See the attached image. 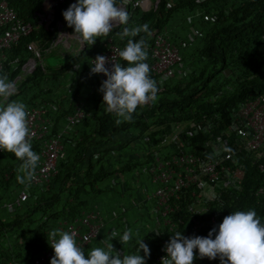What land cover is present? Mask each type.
Wrapping results in <instances>:
<instances>
[{
	"label": "trees",
	"instance_id": "16d2710c",
	"mask_svg": "<svg viewBox=\"0 0 264 264\" xmlns=\"http://www.w3.org/2000/svg\"><path fill=\"white\" fill-rule=\"evenodd\" d=\"M1 1L15 11L22 23L31 27L28 35L2 52L1 74H6L15 85V94L9 99L23 103L26 109L46 107L51 121L47 137L60 133L63 148L55 172L47 183L42 184L19 183L16 177L23 174L21 161L11 152L0 151V264H31L40 252L52 249L49 237L53 231L62 232L60 227L64 223L70 224L91 211H98L109 227L114 222L111 229H122V223L129 229L127 218L132 209L134 217H142L138 205L127 202L126 212L115 221L111 219V213L118 212V208L107 210L104 206V210L96 206L116 185L129 192L128 199L133 198L134 194L122 176H133L151 162L157 138L168 132L170 124L191 119L193 115L196 119L206 117L211 120L213 127L209 135L199 133L189 140L187 149L195 151L194 144H201L206 138L214 139L221 133L241 104L257 94H264V0H161L156 10L146 12L129 7L127 25L113 27L107 37H97L94 44L84 46L75 57L69 56L62 66L44 62L56 52L52 46L59 36V25L72 33L62 12L75 0L58 1L53 6V19L47 27L38 25L47 0ZM167 3L171 8H167ZM197 12L214 13L217 20L206 23L195 17ZM144 23L148 24L150 34L140 32L135 37L123 39L117 34L125 26L131 28ZM5 29L6 26H0V35ZM194 30L200 35L194 34ZM155 31L175 45L179 42L188 45L181 52L182 62L169 79H159L149 71L148 75L159 85L155 100L149 107L138 106L130 120L120 118L117 123L118 118L113 113L104 111L102 93L98 91L101 81L90 74L91 59L106 49L109 39L111 44L122 49L129 38L133 41L143 38L148 49L153 44ZM30 44L38 49L42 64L28 49ZM146 51V63L151 64L150 52ZM30 60L35 61V69L27 75L25 65ZM118 63L126 65L127 62L119 58ZM75 64L80 67L77 69ZM73 68L77 78L71 79L70 92L65 90L66 74ZM77 107L81 108L83 117L64 132L65 117L72 115ZM160 125L165 129L151 131L147 135L151 141L143 143L144 133L150 127ZM30 144L38 154V142ZM146 151L150 152L148 160L143 156ZM236 159L244 174L240 190L223 188L220 183L212 200L205 198V202H197V205L206 209V215H214L220 222L231 212L253 209L263 223L264 200L256 192L264 186V175L257 166V163H264V157L254 163L252 154L240 153ZM36 170L37 167L34 172ZM108 178L111 179L109 186L100 187L99 183ZM23 189L27 191V198L17 203ZM191 199L183 202V211L174 216L180 219L182 229L192 225ZM136 218H131L132 224ZM152 222L154 231L155 220ZM210 229L208 226L201 228L199 236H207ZM170 236L164 228L155 238L150 235L132 238L121 245L119 251L121 255L122 251L125 255L135 252L136 241L142 239L150 249V257L157 251L160 240H168ZM96 239L85 248L90 249ZM99 242L103 245L101 240ZM140 254L143 255V250ZM146 263H149L148 258ZM195 264H219V260L196 257Z\"/></svg>",
	"mask_w": 264,
	"mask_h": 264
},
{
	"label": "built area",
	"instance_id": "2783aa9c",
	"mask_svg": "<svg viewBox=\"0 0 264 264\" xmlns=\"http://www.w3.org/2000/svg\"><path fill=\"white\" fill-rule=\"evenodd\" d=\"M58 1L61 2L62 0L46 1V3L50 2V9L49 11L44 9V14L40 16L38 21L39 26L47 27L52 21L53 6ZM159 1L129 0V6L132 8L140 7L143 11H149L155 10ZM167 8H171L170 3H167ZM195 17L201 18L206 23H214L217 20V15L214 13L197 12ZM0 26H6L0 35L1 74L3 50L8 49L21 37L28 35L31 32V27L22 23L17 18L15 11L5 1L0 2ZM194 34L200 35L197 30H194ZM186 47L185 42L174 45L161 34L154 33L153 44L147 49L153 59V63H147L153 76L159 79L172 78L177 71V66H180L182 61L180 52ZM28 49L42 64L41 55L35 45L30 44ZM119 50L117 46L109 43L107 48L97 55L105 56L107 60L105 67L110 69L112 63H118ZM30 62L31 60L27 64ZM31 66L28 73L32 72ZM94 76L99 81L106 79L103 74H94ZM157 86H159L158 83ZM143 106L149 107L150 102L143 104ZM26 111L29 128V135L26 139L29 142H38L40 158L37 163V170L33 173L30 182L33 184L47 183L55 172L57 159L62 156L61 136L58 133L51 138L47 137L50 133L51 123L46 117L44 108H31L26 109ZM82 117L83 112L80 108H76L72 115L66 117L63 131L66 132L71 129ZM194 117L193 115L191 119L172 123L168 132L157 138L156 150L151 152V162H148L140 172L147 176L146 183L138 182L139 172H135L133 175L137 182L134 183L135 187H131L134 196L128 199V202L129 205L140 207L139 214L142 217L155 220L154 231L150 233L151 238L157 237V232L164 230V228H167V232L170 234L180 231L184 236L190 237L199 236L200 229L205 226L213 228L218 225L220 221L217 217L206 215V209L200 204L197 205V202H205V198L212 200L215 197L214 190L220 183H222L223 188H238L240 190L244 174L239 161L236 159L238 154H252L254 163L259 162L264 157V94H257L254 98L241 104L232 114L229 124L222 129L217 137L214 139H211L212 137L206 138L201 144H194L195 151H191L187 149L189 140L196 138L199 133L209 135L213 127L210 119L206 117L196 119ZM147 135V133L143 135V143L144 141H151ZM149 154V151L143 153L144 160H148L147 155ZM257 166L261 174L264 175V163H257ZM149 185L154 186L153 191L148 192L147 187ZM122 188V191L126 190L124 187ZM256 195L264 200V186L257 189ZM26 198L27 191L23 189L16 202H24ZM189 198H192L190 202L192 225L189 229H182L179 224L180 219H176L174 216L183 211L181 205ZM118 209V212L113 211L111 213V219L121 217L126 212L127 205H120ZM194 215L198 217L194 218ZM104 226V218L100 216L99 212L91 211L70 224L64 223L60 230L73 233L77 246L84 249L98 237ZM121 227L122 229L119 230L110 228L111 230L108 231V234L116 233L117 240L114 239L116 242H118L123 231L128 229L127 224L122 223ZM162 234L164 235V231ZM167 241L166 238L160 240L157 251L152 256L147 257L149 263L146 264H161V258L165 255L163 247ZM52 256V249L44 250L31 264H49ZM195 258L193 264H195Z\"/></svg>",
	"mask_w": 264,
	"mask_h": 264
},
{
	"label": "clouds",
	"instance_id": "9594fccd",
	"mask_svg": "<svg viewBox=\"0 0 264 264\" xmlns=\"http://www.w3.org/2000/svg\"><path fill=\"white\" fill-rule=\"evenodd\" d=\"M121 3L122 0L119 3L117 0H75L62 12L72 33L59 34L57 44L63 42L69 48L67 52L75 57L81 53L82 47L94 44L97 37H107L114 25H127L130 3L127 10ZM140 32L150 34L147 23L131 28L125 26L117 34L123 39L135 37ZM154 33L159 34L157 31ZM69 40L72 41L71 44L68 43ZM109 43L111 44L110 39L108 45ZM146 50L143 38L135 41L129 38L118 52L120 59L127 62L126 65L114 62L109 69L105 67L107 60L103 55L92 58V63L89 64L90 74H103L106 77L101 81L98 91L102 93L104 111L113 113L118 118L117 123L120 118L130 120L138 106L145 107L143 104L147 102L151 105V101L156 98L158 86L148 75L150 68L146 63ZM31 62L35 69V61ZM75 66L78 69L80 64ZM31 73L26 72L27 75ZM14 94V82L6 74H0V151L11 152L21 161L20 170L23 174L16 179L24 184L33 178L40 158L26 139L29 128L25 105L9 99ZM37 108H44L48 118L45 107ZM154 130L157 129L150 127L144 134ZM132 238L131 230L125 229L118 242L123 245ZM49 239L51 242L48 243L53 250L49 264H146L150 254L148 245L139 239L136 241L135 252L121 256L112 244V240L116 239L115 232L109 234V239L102 247H93L87 253L77 246L71 232L53 231ZM141 250L143 255L140 254ZM163 251L165 255L161 258V264H193L194 257L218 259L219 264H264V223L253 209L231 212L210 229L205 237H186L180 231L171 234Z\"/></svg>",
	"mask_w": 264,
	"mask_h": 264
},
{
	"label": "rangeland",
	"instance_id": "374dc122",
	"mask_svg": "<svg viewBox=\"0 0 264 264\" xmlns=\"http://www.w3.org/2000/svg\"><path fill=\"white\" fill-rule=\"evenodd\" d=\"M49 9H50V2H47V3H45V11H49ZM49 58H46L45 61L47 62L49 60ZM46 62H44V63H46ZM122 178H123V181L126 184V186H128V189L130 191H132L131 187H135L134 183L137 182L135 177L132 176V174H128V175L124 174V176H122ZM110 181H111V179L108 178L107 180L99 183V186L100 187H105L106 185L109 186V184L111 183ZM138 182L145 183L146 182V175L143 173H140V176L138 178ZM140 189H142V188H140ZM147 190H148V192L153 191L154 186L149 185L147 187ZM128 194H129L128 191H122L121 187L119 185H116V186H114V188L112 190H108L107 193H105L103 195V198H101L102 200L97 204L96 207H98L99 209H100V207L103 209L106 207L107 210H110V209L115 210L120 205H127ZM101 205H103V206H101ZM134 215H135V211L132 209L128 215V218H127L129 223H130L129 229L132 232V237L134 238V240L137 237H146V236L150 235V233L152 232V228H153V222L151 220L148 221L143 217L136 218V217H134ZM131 218H133V219L136 218L137 220L132 224ZM133 219H132V222H133ZM113 221H115V220H113ZM113 223H111L112 225L110 227H109L108 223L105 225V227L100 231V233L96 239L97 241H95L96 244H94L91 248L97 247V246L102 247L104 245V242L109 239L107 229L109 231L110 228H112L114 226ZM99 240H101L103 242V245L99 242ZM112 243H113V240H112ZM90 249L84 248L82 250H84L85 253H87V251H89ZM124 254H125L124 251H122V256Z\"/></svg>",
	"mask_w": 264,
	"mask_h": 264
},
{
	"label": "crops",
	"instance_id": "0c3cea01",
	"mask_svg": "<svg viewBox=\"0 0 264 264\" xmlns=\"http://www.w3.org/2000/svg\"><path fill=\"white\" fill-rule=\"evenodd\" d=\"M156 10V9H155ZM59 30H60V33L59 34H64V35H69V34H71V32L69 31V30H67V29H63L62 27L60 28L59 27ZM198 31V30H197ZM160 34V33H159ZM162 35V34H161ZM163 36V35H162ZM58 43V38L55 40V42H54V44H53V46H52V48H53V50H56V52L54 53V56L52 55V57H50L49 58V60L46 62V64H50V65H56V66H62V65H64V64H66L65 62L67 61V59H68V57L69 56H71V57H73L70 53H68L67 51H69V48L68 47H65V45H64V43L62 42V43H60V44H57ZM68 43L69 44H71L72 43V41L71 40H69L68 41ZM171 43V42H170ZM173 44V43H172ZM179 44H180V42H179ZM175 45V44H174ZM83 48V47H82ZM81 48V49H82ZM42 59V58H41ZM32 65V63L30 62L29 64H27V66H26V72H28V70H29V68H30V66ZM45 66V65H44ZM74 71H75V68H73L72 70H70L67 74H66V81H67V86H66V89L65 90H69L70 92L72 91V80L71 79H73V78H77V77H74ZM69 91H67V92H69ZM66 92V91H65ZM58 94H59V92L58 93H56L55 95L56 96H58ZM44 107V106H43ZM46 108V107H45ZM47 109V108H46ZM48 114V113H47ZM65 123H66V117H65V120H64V126H65ZM174 123V122H173ZM172 124V123H171ZM170 124V125H171ZM156 129H158V130H160V129H165V127L163 126V125H160L159 127H155ZM169 128H170V126H169ZM136 148H135V146L133 147V151L135 150ZM147 177V176H146ZM146 182H147V178H146ZM145 182V183H146ZM131 192V191H130ZM133 193V192H132ZM131 195V194H130ZM143 218H145L146 220H151L152 221V219H150L149 217H143ZM113 247H114V249L118 252V253H120V255H121V251H119V248H120V246H121V244L119 243V242H116L114 239H113ZM38 256V255H37ZM36 256V257H37ZM122 256V255H121ZM35 257V258H36ZM34 258V259H35ZM33 259V260H34ZM33 262V261H32ZM31 262V263H32Z\"/></svg>",
	"mask_w": 264,
	"mask_h": 264
},
{
	"label": "water",
	"instance_id": "95a60500",
	"mask_svg": "<svg viewBox=\"0 0 264 264\" xmlns=\"http://www.w3.org/2000/svg\"><path fill=\"white\" fill-rule=\"evenodd\" d=\"M128 4H129V0H122L121 6L124 7L127 10L128 9ZM114 26H116V25H114ZM60 28H61V26H60ZM31 67H32L31 69L33 70L34 69V64H32Z\"/></svg>",
	"mask_w": 264,
	"mask_h": 264
}]
</instances>
